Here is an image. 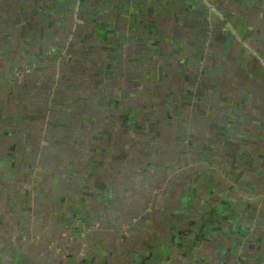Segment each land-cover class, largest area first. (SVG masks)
Here are the masks:
<instances>
[{"label": "crops", "instance_id": "crops-1", "mask_svg": "<svg viewBox=\"0 0 264 264\" xmlns=\"http://www.w3.org/2000/svg\"><path fill=\"white\" fill-rule=\"evenodd\" d=\"M134 1L0 0V30H11L16 38L11 46L0 44V96L9 97L11 88L26 82L38 62L57 65L43 58L28 60L23 52L30 45H18L21 30L22 35L25 30H52V44L65 41L70 30H118L122 38L125 30H133L130 44L140 40L136 32L142 36L151 30L142 40L149 44L146 52L139 43L124 48L122 54L131 57L123 55L119 61L127 73L114 74L118 67L102 51V74L82 76L85 101L74 103L79 111L68 113V122L76 124L80 113L84 123L64 130L60 97L55 96L51 106L45 104L46 118L39 124L51 145L64 135L76 149L85 144L77 139L79 132L89 138L105 132L107 157L118 148L117 139L129 148L149 136L150 142L134 147L131 156L151 157L158 151L172 166L169 155L176 147L183 159L175 163L184 160L183 168L172 166L178 182L163 187L155 180L134 188L131 198L119 191L127 201L120 202L116 216L108 214L109 202L92 205L97 193H90L87 202L94 211L90 207L89 215L68 221L56 216L63 212L57 204L63 196L56 191L70 173L60 164L70 159L57 158L56 167L42 162L37 184L42 186L44 178L52 182L38 209L44 220L37 218L30 223L35 230L13 240L29 250L26 257L14 247L6 257L27 258L25 264H68L62 260L78 258L88 242L89 252H109L116 264H264V0ZM150 51L152 56L146 54ZM44 83L34 91L49 89L51 81ZM10 108L19 120L29 119V111ZM30 130L33 150L44 157V140L36 143V132ZM69 155L85 160L78 150ZM96 228L103 230L97 233ZM7 229L3 237L9 235Z\"/></svg>", "mask_w": 264, "mask_h": 264}, {"label": "rangeland", "instance_id": "rangeland-1", "mask_svg": "<svg viewBox=\"0 0 264 264\" xmlns=\"http://www.w3.org/2000/svg\"><path fill=\"white\" fill-rule=\"evenodd\" d=\"M128 18V21H130L131 17ZM149 19H151L150 15ZM132 31L133 30H125V37L123 36L124 38H122V36L118 34V30H112L110 32L107 30H70L65 41H62L59 44L51 43L52 40L49 37H53L52 30H36L34 33L32 30H25L23 35V30L20 31L21 37L18 45H30V49L23 52V54L27 55L28 60H31V58L41 60V58H43L46 59L45 63L53 61L56 62L57 65L41 66L42 63L38 62V69L30 74V78L26 82L18 83V85H20L18 88H16L17 86L11 88L9 97L0 96L1 264H25L24 262H27L25 261L27 258L22 259L20 257H14L12 260L10 259L11 262L6 257V254L10 250L15 249L20 252L23 250V255L25 257L29 253L28 249L20 247V245H22L21 242L13 243V240H19V235L24 234L27 231L31 232L35 230V228L30 227V223L32 224L37 218H41L38 217V212L40 211L38 209L42 208L45 194L51 193L52 189L49 188L52 183L51 178H44L43 185L41 186L39 184L42 180L38 179L39 175L37 173L42 162H45L44 165L50 166L54 163L56 167L59 166L57 158L62 161L64 158L65 160L70 159L69 164L61 162L60 168L70 171V173L73 174H65L66 177L62 180L64 181V186L56 191V193H60L63 196L62 200L57 203L58 205L61 204V210L63 212L56 216H60L61 219H67L68 221L76 220L78 218L82 219L84 216L89 215L90 212L92 213V211H94L92 206L90 207L93 210L90 212L88 210L90 207L88 205L89 202H87V197L90 193H97L95 198L91 201L92 205L104 204L103 201L109 202L107 204H110L111 213L108 214H114L116 216L117 207L119 206L120 208V202L124 204L127 201L120 197L118 194L119 191L123 190L124 193L126 195L128 194L131 198L134 188L148 187L149 183H152L155 180L163 187H168L170 185L174 186L178 182V178L173 176L175 174L172 173V166L173 168L175 166L183 168L184 160H181V163H175L177 158L183 159L179 154L180 150L178 152L176 147L172 148L173 151L169 155V161H172V166L163 162V155L158 151L151 157L141 156L139 159L138 154H135V157L131 156L134 154V147H140L141 144L145 145L144 143L149 141V136L147 140L137 142L129 148L123 146L124 141L119 142L117 139L116 143L118 148L115 152L110 151L111 156L107 157L105 142H107L108 137L105 135V132H96L90 138L81 135L82 133L79 132L80 135L77 139H81V142L83 141L82 139H85V144L76 149L74 141L70 142L69 138L64 137V135L58 136V139H56L58 140L56 146L51 145V142H48L49 139L47 138L45 131L42 129L43 126L41 127L39 124L43 123L46 118L47 111L43 109L46 107L45 104L51 106V104L57 99L55 96L60 97L57 99L60 100L57 107H59V105L61 107V120L66 121L64 124H66L67 127H63L64 130L69 131V128H72L73 125L79 126L84 123V117H82V114L80 113L75 116L76 124L74 122H68V113L74 112L75 110L79 111L78 107H74V103L77 102L81 105L85 101L84 96H80L83 95L85 91V82L82 76H91L90 73L97 71L101 72L102 69L99 60L103 59V56L100 55L102 51L104 53L107 52L106 54L109 55L110 61L118 67L114 74L119 73V71L127 73L128 69L124 67L123 64L121 65V62L119 61L121 58H124V54H122L124 48L131 50L133 46H136L139 43L141 48L145 49L144 52H146L149 44H144L146 41L142 40L144 39L145 34L151 33V30H145L142 36H140L138 32L135 31V38L140 37V40H138V42L134 40L130 44L129 39L131 41V38L133 37L131 35ZM11 34V30H0V44H15V35ZM5 36L12 38L14 41L6 42L4 38ZM150 36H148V39L152 38H150ZM156 36L157 35H155V37ZM82 37L87 41L85 40L83 43L81 41ZM156 38L159 39V36ZM157 45H160V43ZM117 50L121 51L117 52ZM95 51L99 53V56H97ZM146 54L153 55L152 51ZM124 56L131 57L130 54ZM109 66L110 65H108V67ZM106 70L110 71L109 69ZM107 71H104L103 75L107 74ZM99 74H102V72ZM85 79H87V77H85ZM38 80H40V82H38ZM46 80L51 81V84L49 89H46L45 92H38L44 96L43 99H40L37 95L38 93L34 90H36L35 87L37 84H40L41 88L42 84L46 85L47 83H44ZM103 80L104 79H102V81ZM75 88H77L76 92ZM66 93H70L71 96H65ZM69 103L72 104V109H69ZM5 104L6 107H4ZM10 107H17L24 111H29L30 117H26L29 119L19 120L18 116L13 115V110L15 108ZM126 116L127 115H125V117ZM80 117L82 118V121ZM34 124H38L37 128H34ZM67 124H70L71 127H68ZM30 128L34 129L36 132V143H40L44 140L43 144L46 146L44 153L47 152L44 156L46 158L45 161H43V156L40 154L38 155L33 150V145L29 141V138H31L30 136L32 135V130H30ZM115 132L116 131H114L113 136L117 135ZM73 133L74 132L72 131L71 134ZM190 137H193V135L191 134ZM98 138L101 139L102 144L96 143V139ZM217 145L218 144L216 143V149ZM37 147L41 148L42 146L38 145ZM75 150H78L79 153L82 154V158L85 156L83 162H77L76 159L70 158V152L74 153ZM98 152H101L102 157L97 155ZM141 153L147 154L145 152ZM192 154L193 153L190 151L189 155L191 156ZM189 161H187L186 166V169L188 170L191 169L190 166L192 165ZM193 168L195 167L193 166ZM186 169L183 170L187 171ZM37 182L39 183L37 184ZM104 196L105 199H103ZM85 206H87L86 209H84ZM36 210H38L37 213ZM41 220L44 219L41 218L40 221ZM4 227L8 228L7 233H9V235L6 237H3ZM100 230H103V228H96L97 233H99ZM87 245L84 244L80 247V253L78 254L79 257H76L77 259L65 258L62 261L68 264H116L114 262L116 257L113 254L108 255L109 252L102 253L97 250L89 252Z\"/></svg>", "mask_w": 264, "mask_h": 264}]
</instances>
